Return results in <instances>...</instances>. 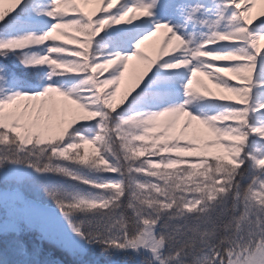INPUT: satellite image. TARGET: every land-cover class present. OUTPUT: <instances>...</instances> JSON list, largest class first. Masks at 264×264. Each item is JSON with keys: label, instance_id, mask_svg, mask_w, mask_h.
Listing matches in <instances>:
<instances>
[{"label": "trees", "instance_id": "16d2710c", "mask_svg": "<svg viewBox=\"0 0 264 264\" xmlns=\"http://www.w3.org/2000/svg\"><path fill=\"white\" fill-rule=\"evenodd\" d=\"M25 1L0 0V40L9 39L0 56L11 52L14 71L38 90L46 85L45 71L32 66L29 50L14 43ZM72 20L80 23L67 33L71 46L94 66L111 50L134 47L137 31L116 12L78 9ZM138 52L150 66L163 61L158 58L164 55ZM62 71L55 73L56 82ZM152 96L141 95L136 102L151 103ZM142 119L128 110L107 111L92 126L64 131L34 158L0 129V174L35 171L36 180L53 190L48 200L34 205L16 196L12 202L18 207L9 209L10 200L0 194V264H229L231 250L242 241L264 245V141L247 134V144L239 148L242 162L233 167L208 146L174 150L171 140ZM99 139L105 143L98 144ZM94 145L99 149L92 151ZM183 150L187 154L181 157ZM54 204L83 234L86 248L62 247L55 234L46 237L39 230L50 224L43 213L49 207L56 212ZM18 208L28 209L31 218ZM10 210L19 217L8 219ZM147 223L157 226L162 249L155 254L157 262L140 263L132 250L119 255L115 241L127 249L139 247Z\"/></svg>", "mask_w": 264, "mask_h": 264}, {"label": "rangeland", "instance_id": "374dc122", "mask_svg": "<svg viewBox=\"0 0 264 264\" xmlns=\"http://www.w3.org/2000/svg\"><path fill=\"white\" fill-rule=\"evenodd\" d=\"M219 1L28 0L16 42L32 49L34 66L62 67L64 80L59 86L50 85L51 94L33 97L0 64L1 131L16 137L24 155L34 158L37 150L52 147L64 131L91 126L110 110H128L171 140L174 150L208 146L213 155L237 167L247 134L264 140V0H231L232 11L228 12L217 9ZM95 7L105 12L123 7L121 17L127 24L143 25L134 50L113 52L101 66L57 46L71 44L67 30L75 21L66 17L80 8ZM148 10H154L159 19L141 15ZM5 42L2 39L0 46ZM138 50L153 56L165 53L158 58L165 63L150 68ZM155 90L153 106L136 102L142 93ZM97 149L98 145L92 146V151ZM186 154L183 150L181 157ZM6 172L0 174V194L10 200L6 205L12 204L6 209L17 206L12 202L16 196L34 205L53 195L44 182L36 180L40 177L35 171H15L16 177L8 171L13 176L8 181ZM54 207L56 212L49 207L43 213L50 224L39 230L55 234L62 247L86 248L83 234L67 222L63 210ZM6 215L8 219L19 217L11 210ZM157 237V226L147 223L139 247L127 249L119 239L114 245L120 246L116 249L119 255L132 250L140 263H150L162 251ZM229 264H264V245L242 241L231 250Z\"/></svg>", "mask_w": 264, "mask_h": 264}, {"label": "water", "instance_id": "95a60500", "mask_svg": "<svg viewBox=\"0 0 264 264\" xmlns=\"http://www.w3.org/2000/svg\"><path fill=\"white\" fill-rule=\"evenodd\" d=\"M6 178H7L8 180H10L11 177H10L9 174H7V175H6Z\"/></svg>", "mask_w": 264, "mask_h": 264}]
</instances>
